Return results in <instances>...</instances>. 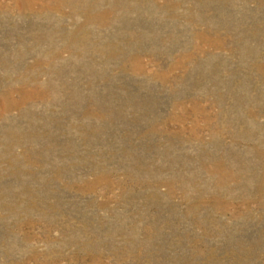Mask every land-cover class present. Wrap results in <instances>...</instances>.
<instances>
[{
	"label": "rangeland",
	"instance_id": "rangeland-1",
	"mask_svg": "<svg viewBox=\"0 0 264 264\" xmlns=\"http://www.w3.org/2000/svg\"><path fill=\"white\" fill-rule=\"evenodd\" d=\"M0 264H264V0H0Z\"/></svg>",
	"mask_w": 264,
	"mask_h": 264
}]
</instances>
